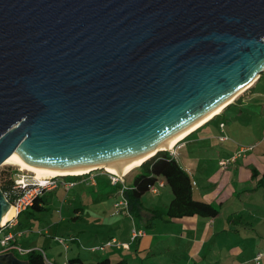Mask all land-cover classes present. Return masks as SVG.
<instances>
[{"label":"water","instance_id":"water-1","mask_svg":"<svg viewBox=\"0 0 264 264\" xmlns=\"http://www.w3.org/2000/svg\"><path fill=\"white\" fill-rule=\"evenodd\" d=\"M263 74L264 0H0V168L121 175Z\"/></svg>","mask_w":264,"mask_h":264},{"label":"rangeland","instance_id":"rangeland-1","mask_svg":"<svg viewBox=\"0 0 264 264\" xmlns=\"http://www.w3.org/2000/svg\"><path fill=\"white\" fill-rule=\"evenodd\" d=\"M256 91L264 94V74ZM256 101L263 104L264 96L258 97ZM240 110L232 107L208 127L218 133V137L225 136L222 128H220L221 131L219 130L220 121L229 124L232 116L239 111V114L243 113L246 117L251 114L249 108ZM262 113L264 114V111ZM247 122L248 119L244 116L243 123ZM191 139L193 138L189 140ZM220 144L235 147L234 143H219L216 144L219 147L218 151L224 148L218 146ZM262 148L260 147L257 153ZM181 152L189 153L184 158L188 163L193 164L189 172L194 182L195 198L203 200V196L209 191L208 177L215 170L213 166L216 164L208 161L210 159L207 160L203 155L199 159H193L191 154L196 152L194 148H182ZM0 171L17 172L20 176L27 175L37 180L34 173L23 171L18 166L3 165ZM104 173L106 172L93 174L94 181L97 183L95 187L90 183L82 182L83 178H75L71 181L77 183L69 190L65 191L62 186H59L55 192L46 193L51 210L40 214L38 220L25 224L24 228H14L11 231L15 235L17 232L20 234L15 245L21 247L23 253L18 252V254L25 256L30 251L37 250L43 253L50 264H69L70 260L78 257L84 263L77 261L71 264H97L98 261L106 258H110L113 263H116L118 258H122L127 264H188L189 262L194 264L197 261L200 264H245L254 260L253 258L259 252L264 253V191L242 192L241 197L238 195L239 192L235 191L236 193H233L229 202L222 206L223 208L216 202L215 205L220 212L215 219V227L209 226L208 219L203 217L198 218L196 227L192 229L166 222L163 218L155 219L152 223L154 228L149 229L143 223L144 216L142 220H139L128 215L123 207L116 208V204L124 200V195L120 194L121 188L132 186L136 169L124 177V182L120 180L118 185L113 183L111 176ZM246 186L251 187L252 181L247 182ZM155 189L158 194L154 195L150 190L141 200L148 211L164 212L173 198L172 193L169 188L163 189L157 186ZM79 205L83 210L82 218L73 219ZM238 216L241 218L234 222L233 220ZM21 219L24 222L26 220L24 216ZM142 225L152 238L149 240L151 250L138 252L137 244H134L130 246L131 248L126 247L127 252H121L118 251L120 249L118 246L111 243L113 237L119 242L127 240L126 242L130 243L133 229ZM4 232L7 234L10 231L5 229ZM128 232H130V239ZM181 235L184 236V240H181ZM194 242H201L202 247L194 258L190 259L189 253ZM236 249L242 251V255L239 260L234 261L236 256L232 255V250ZM210 250H212V256L209 255ZM261 264H264V259Z\"/></svg>","mask_w":264,"mask_h":264},{"label":"crops","instance_id":"crops-1","mask_svg":"<svg viewBox=\"0 0 264 264\" xmlns=\"http://www.w3.org/2000/svg\"><path fill=\"white\" fill-rule=\"evenodd\" d=\"M260 79L250 90L245 92L236 102L228 106L221 114L216 116V118L213 121L200 127L188 139L181 141L175 147V149L171 150L172 152H170L171 155L177 160V162L189 174L191 172V167L193 166V164L188 163V161L185 160L184 157H186L189 153L181 152L182 148L190 147V148L196 149V152H193V154H191L193 155V159H199L203 155L204 158H207V160L210 159L208 161L216 164V166H213V168L215 167V170L208 177L209 191L206 195L203 196V200L211 203L215 207H216L215 205L216 202L219 203L221 207L226 205L229 202L230 198L233 196V193L235 191L239 192L238 195L240 197H241L240 194L242 192L247 191L250 193H255V192L259 193L260 191H264V146H263L264 145V114L262 113V111H264V103L261 104L260 102L256 101L258 97L264 96L263 92L256 91L257 85L262 80ZM232 107H236L238 110L242 108H245V109L249 108L251 114L247 115L249 117L248 118L243 113L239 114V112L242 111L240 110L234 116H232L229 124H227L225 121H220L219 130L220 128H222V131H224L226 135L218 137L219 134L214 132V130L208 126L212 122L222 117ZM259 109L260 111L258 112ZM244 116L245 118L248 119V122L246 124L243 123ZM190 138H193V139L189 140ZM228 142L234 143L235 147H231L229 145L225 146V145L220 144L218 146L224 147V148H222V150L220 151L217 150V148L219 147H217L216 144L228 143ZM203 144H206V146H203ZM210 146H212V148H209ZM260 147H263V148L259 153H257ZM239 152H241L242 154L239 157H237L234 161H231L227 167L223 168L221 166L220 164L221 161L230 159ZM254 173H256L255 177L253 176ZM104 174H107V173H104ZM82 178H83L81 180L82 182H85L87 184L90 183L94 187L97 186V183L94 181L93 174L89 176H85V177L82 176ZM122 179L124 182L125 179L124 178ZM191 179H192V176H191ZM63 181L64 180H60L57 188L50 190V192H55L56 190L59 189V186H62L64 190L66 191L67 188L63 185ZM249 181H252V186L248 188V186H246V183ZM74 183L76 184L77 182L75 181ZM192 183H194L193 180H192ZM118 184H120V182H118L115 185H118ZM131 187L132 186H130L128 190H130ZM165 188H169V187L165 185L163 189ZM122 189L123 188H121L120 190V194L124 195V198L128 202V209H126L127 214L130 215L132 218L136 217V214L131 213L132 208H130L129 201L126 197V192L128 190L125 191V193H121ZM193 191H194V184H193ZM155 194H158V193H154V195ZM194 196H195V192H194ZM136 206H137V217L136 218H138L139 220H142V216H144L145 218H144L143 223L145 227L149 229L154 228V224L152 225L153 223L152 213L151 211H148V209L144 207L143 201L141 200L140 203L137 204ZM82 215H83V210L82 208H80V205H79V207L76 208L75 217L79 216L78 218L81 219ZM217 217L212 218V219L206 218L208 219L207 224L209 226L211 225L215 227L216 226L215 219H217ZM198 218L199 217L174 220V221H170L169 223L179 224L181 226H184L185 229H192L196 227ZM240 218L241 216H238V218H235L233 221L236 222ZM227 221L229 222L228 219ZM137 229L144 230L146 234L144 237H141L134 241H132V235H131L130 243L126 242L127 240H122L121 242H119L116 240V238L114 237L111 238L112 240L113 239L116 240L115 245L118 246V248H120L118 249V251L127 252V250H125L126 247L128 248L130 246H133L134 244H137L136 249L138 250V252H142V251L146 252L152 249L150 241H149L152 238L151 236L148 235V232L146 231L144 226L142 225L138 227ZM128 237L130 239V232H128ZM180 237H181V240H184V236L181 235ZM123 239H126V238H123ZM201 247H202L201 242L193 243L191 253H189L190 259L194 258V255H196L200 251ZM232 253H233L232 255L236 256V259H233L234 261L239 260L242 255V251H240L239 249L232 250ZM259 253H262V252H259ZM209 255L212 256V250H210ZM106 259H109L110 262L113 263V261L110 258H106ZM253 259L254 260H251L248 263L246 262L245 264H256L255 257ZM119 261H123V259L118 258V260H116V262H119ZM71 263L72 262L70 260L69 264ZM80 263H84V261L81 260ZM188 264H191V262H189ZM194 264H200V262L197 261ZM214 264H218V263H214ZM240 264H244V263H240Z\"/></svg>","mask_w":264,"mask_h":264},{"label":"trees","instance_id":"trees-1","mask_svg":"<svg viewBox=\"0 0 264 264\" xmlns=\"http://www.w3.org/2000/svg\"><path fill=\"white\" fill-rule=\"evenodd\" d=\"M261 79H263V75L261 76ZM192 134L184 140L188 139ZM96 172L105 171H94L91 174L84 175V177ZM253 176L255 177L256 173H254ZM18 177L19 173L17 172L0 171V189L11 205H13L17 198L24 192L23 190L16 188ZM75 178H82V176L60 177L59 179L75 182L71 181V179ZM160 181L165 182V185L170 188L173 198L166 211H151L153 221L155 219L163 218L166 219V222L193 217L212 219L219 215L220 211L217 207L205 200H198L195 198L190 174L177 162V160L171 155L170 151H162L136 169L132 187L126 192L130 208H132L131 213L136 214V217V205L139 204L141 198ZM48 192L50 191H45L41 196H38L32 206L20 213L16 228H24L25 224L33 223L38 220L40 214L51 210L49 205L50 200L46 195ZM23 216L26 219L25 222L21 219ZM78 217L74 216L75 219ZM25 260H27L29 264H50L44 257L43 253L37 250H32L27 253L25 255ZM77 261L80 262L81 259L76 258L71 260V262ZM97 264H127V262L119 261L111 263L109 259H104L97 262Z\"/></svg>","mask_w":264,"mask_h":264},{"label":"built area","instance_id":"built-area-1","mask_svg":"<svg viewBox=\"0 0 264 264\" xmlns=\"http://www.w3.org/2000/svg\"><path fill=\"white\" fill-rule=\"evenodd\" d=\"M242 153L239 152L236 155H234L232 158L221 161V166L223 168L227 167L231 161H234L237 157H239ZM112 177L113 183L117 184L120 180L123 182L122 177H116L112 174H108ZM59 184V177L54 178H48L43 181L41 180H33L32 178H29L27 175H21L19 174L18 180L16 182V188L19 190H23V194L17 198L15 203L11 205V207H14L17 211V214L14 216V218L9 221L6 225L3 226V228L0 230V253L3 252H11V251H18L19 253H23V250L21 247L14 245V241H16V238L20 236V234H14L11 232L18 224V217L20 213L25 211L27 208L33 205L35 199H37L38 196H41L45 191H50L55 188H57ZM63 185L70 189L73 185H75L74 182L70 181H63ZM165 187V182L160 181L157 183L154 187L151 188V191L154 193L156 192V187ZM128 188L124 187L121 191V193H125ZM120 207H123L124 210L128 209V202L124 198V200L116 204V208L119 209ZM8 229L10 232L5 234L4 230ZM144 230L139 229H133L132 231V241L137 240L141 237L145 236ZM61 242L64 243L63 240ZM111 243L116 244V240H111ZM109 245V243H108ZM264 259V253H258L255 257L256 264H261Z\"/></svg>","mask_w":264,"mask_h":264},{"label":"bare ground","instance_id":"bare-ground-1","mask_svg":"<svg viewBox=\"0 0 264 264\" xmlns=\"http://www.w3.org/2000/svg\"><path fill=\"white\" fill-rule=\"evenodd\" d=\"M250 86H251V84L248 85L247 87H245L241 92L233 95L232 97H230L229 99H227L226 101H224L222 104H220L214 110H212L205 118H203L198 123H196L195 125H193L189 129H187L185 132H183L182 134H180L179 136H177L176 138H174L172 141H170L168 143L169 149L167 147H165V146H161V148L163 150H167V151H170V150L175 149V147L181 141H183L185 138H187L190 134H192L193 132H195L196 130H198L200 127H202L203 125H205L206 123H208L209 121H211L212 119H214L216 116H218L219 114H221L228 106H230L231 104H233L235 102V99L237 97H239L241 94H243L244 91L248 87H250ZM151 156L152 155L143 156V157H140V158L134 160L133 162L127 164L126 166H124L122 168L121 175L118 173V171H117L116 168H112V167H107V172L109 174H112V175L116 176V177H119V178L122 177V178H124V177L130 175L135 169H137L138 167H140L148 159H150ZM4 165L18 166L23 171L32 172V173H34L35 178L37 180H41V181H43L45 179H48V178H54V177H59V176H63V177H68V176H84V175L90 174L92 172V170L94 169V167L85 168V169H78V170H52V169H44V168H35V167H32V166H29V165L25 164L23 161H21L14 154L5 162ZM16 214H17V211L15 210L14 207H9L8 209L4 210L3 211V214H2L1 225L2 226L6 225L9 221H11L14 218V216ZM17 238H16V240H17ZM14 252H17L18 253V251H14Z\"/></svg>","mask_w":264,"mask_h":264},{"label":"flooded vegetation","instance_id":"flooded-vegetation-1","mask_svg":"<svg viewBox=\"0 0 264 264\" xmlns=\"http://www.w3.org/2000/svg\"><path fill=\"white\" fill-rule=\"evenodd\" d=\"M0 264H27V260L17 252H3L0 253Z\"/></svg>","mask_w":264,"mask_h":264}]
</instances>
